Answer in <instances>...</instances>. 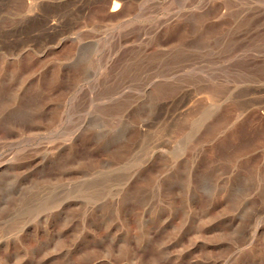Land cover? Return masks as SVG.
Wrapping results in <instances>:
<instances>
[{
  "label": "rangeland",
  "instance_id": "obj_1",
  "mask_svg": "<svg viewBox=\"0 0 264 264\" xmlns=\"http://www.w3.org/2000/svg\"><path fill=\"white\" fill-rule=\"evenodd\" d=\"M0 264H264V0H0Z\"/></svg>",
  "mask_w": 264,
  "mask_h": 264
},
{
  "label": "bare ground",
  "instance_id": "obj_2",
  "mask_svg": "<svg viewBox=\"0 0 264 264\" xmlns=\"http://www.w3.org/2000/svg\"><path fill=\"white\" fill-rule=\"evenodd\" d=\"M113 4V6H112V12H116V11H118V9L120 8V2L119 1H114V2H112ZM110 4V3H109Z\"/></svg>",
  "mask_w": 264,
  "mask_h": 264
}]
</instances>
